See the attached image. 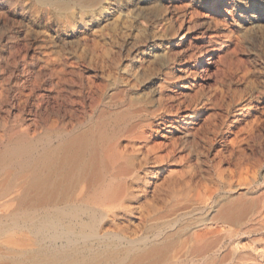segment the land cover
I'll return each mask as SVG.
<instances>
[{"label":"rangeland","instance_id":"rangeland-1","mask_svg":"<svg viewBox=\"0 0 264 264\" xmlns=\"http://www.w3.org/2000/svg\"><path fill=\"white\" fill-rule=\"evenodd\" d=\"M243 2L244 4L236 5L235 7H233L232 5H225L224 0H185V3H183L184 6L183 4L180 5L178 10H176L174 13L175 16H177L176 18L178 20L174 19L172 21L168 13L162 12L159 15V18L156 23L153 25L146 24L144 21L141 20H133L132 24L130 18H127L126 14L122 13L123 16L121 17H117L118 14L116 18L112 17V21L110 18H105L103 20L99 19L97 23L100 26L96 24V22L95 24L93 22H90V28L89 30L87 29V31L85 30L86 28H84V23L85 21L88 22V18L85 19V21H82V15L79 9L75 7V9L73 8L62 18L66 26L64 28V31L66 32L63 31V36L61 35V37L55 34V31L59 27L58 20L55 18V15L51 13H47L45 15L42 11L39 12L40 9H37L36 7L31 5L29 0L22 2L23 4L21 2L17 3L10 1V3H12L11 6H9L11 8V11L15 12L16 16H21L25 20L20 19V17H17L20 21L13 22L11 17H7L3 14H0V22H2L0 23V86L3 89V92L5 91V93L7 94L1 96V107L2 105L3 108L6 107L7 100L10 98L11 95H15L14 91L12 90H15L16 86L19 89H22V83H20L22 77H18V84L14 83L17 82L16 80H14L13 82V79H7L9 76L8 71L12 70L14 66L11 65V62L7 63L5 60L1 59L5 57H16L21 59L32 58L33 56H31V51L26 53L27 48L30 49V45L32 49L36 47L38 48L40 46V48L44 51L48 47L46 53L47 58L49 60L48 63L50 62L49 68H54L57 73L60 72L59 76L62 73V77L60 76V78L62 79L61 86L64 90L62 102L66 103V105L65 103H63V106H60L58 108V106H56L54 103H50L52 102L50 101L49 105L45 106L46 111H43V109L39 110V108L36 107V105L40 102V95H38L37 97L38 93L34 96L35 98L31 97L32 99L30 98L29 101H26V98L21 97L19 100L20 103L18 102L16 104V120L12 119L9 122L11 126H20V124L26 121V119H28L30 115H32V118H34V120L36 119L35 121L38 124H40V120L42 118H46V121L49 125L58 121H63L66 124H73L76 121H84L85 123V120L86 122H89V118L93 115L98 116V114L101 112H107V114H109L112 109L121 106V99L122 104L127 102L135 103V109L139 111L140 116L134 117L132 119H126L127 121H121L119 124L111 123L110 125H108L107 133L110 135L112 133V135H109L108 139L106 140L107 143L105 142V146L103 145V150L106 148L104 150L106 152L109 147H113L115 144V146L113 147V154L114 156H118H116L118 166H120L121 164H125L128 165V169L134 168V170H130L134 171L135 178L138 179L136 180L137 182L132 183H130L129 179L125 180L126 185L130 186L129 190L134 197V199L132 200L129 199L125 201V205L131 208L133 215H135L136 217L133 216L134 218L132 219L121 218L122 221H119L121 225L126 226L130 223L132 225L130 228L131 230L138 229L140 230V233H142L144 232V230H146L145 228L149 227L150 225H159L161 221L156 220L158 219V217L162 218L166 216L165 220L167 218L173 219L172 216L173 214H175V212L180 213L185 209H188V212L192 213L189 214L187 212V217L182 220L183 223L181 224L182 221L178 223L179 226H183V228L178 232L176 236L173 237V242L175 243V245L171 251L170 264H192L193 261V263L195 264H264V256H258V259L256 258L257 262L255 263L253 258L254 254H252L253 251L251 250L252 248L243 247L249 244L247 243V241L252 240V242H256V239L258 240L259 235L264 234V232L262 231L263 228L258 227L254 224L253 219L255 217H252V220L246 223L244 222V224L243 222L241 224L237 223L238 225H227L226 223H222L221 221H217L218 223L211 222L205 224H203L202 222H194L196 218L199 220H203L205 218L204 221L210 219L214 214L213 211L215 210V207L218 204L225 203L230 198V196L238 197V195L242 194L244 190H242L243 187L241 186V179L242 175L245 172V166H247V172L250 178L256 176L255 182L252 183V185L254 186H251L249 188L250 192L248 196L253 198L254 196L256 197L259 193L264 194V0H243ZM109 4V0L105 1V12H103L104 15L108 14V12H111L112 10V7ZM254 6H257V21L255 22V24L250 21V16H247L250 15L248 11L249 7L251 8ZM183 14L186 15L187 23L184 28L179 30V19L180 16ZM107 20H110V22H108ZM75 24H77L78 26ZM198 27H200V30L197 29ZM12 28H19L20 30H22L24 38L22 37V34L18 35L17 37L12 36ZM85 32H87L89 35L92 33L91 36L95 41L94 43L90 42V44L89 41L84 42V40H82V38L85 37L83 36ZM126 32L128 33L126 34ZM229 32L231 36L230 45L229 47H227L225 37L227 34H229ZM47 33H50L51 35ZM67 34H69L71 37H68ZM173 37H176V39H174ZM213 39H216L217 42H219V45L215 47L219 49L221 59H224V64L221 63L218 65L219 72H216L213 67L205 75L204 73H200L201 65L198 62L197 57H199L201 53H204L205 50L210 51L213 48ZM53 41H55L56 44ZM36 42L37 44H35ZM76 42L78 43V45ZM94 45L96 47H94ZM26 46L28 47L25 48ZM63 46H65V48ZM78 48L83 51L79 50ZM135 48L139 51V56L137 55L139 61L141 59H146V56H150L152 54L151 61H153L154 64L152 66L153 68L150 67L147 73L149 80L153 78L154 75V77H161L162 74H165L166 72L171 73V71V74L175 77V70H177L178 67L185 61H188L190 64H192L194 71H197L196 78H194L192 81L181 80L177 84L178 80L169 76L170 80L169 83L165 85L167 87L165 88V90L168 89L167 92H173L171 96L174 99L172 101L169 100V102L166 101L165 98L156 97L154 93H152V90L150 89L151 87L149 85H139L137 87L136 92L132 88V83L130 82L131 78L127 75L128 72L131 71V55ZM66 49L69 51H67ZM168 49L175 50L176 52L170 53L168 52ZM73 50H75V52ZM76 52L78 54H76ZM80 52H82V54L84 55L82 56ZM165 53L167 54L165 55ZM88 54H90L91 56ZM93 54H95V56ZM192 55H195L196 58ZM82 58L84 59L82 60ZM92 59L95 60L92 61ZM87 63H89V65ZM84 66L90 67L84 69ZM124 68L127 69L125 70ZM159 68L161 70H159ZM87 70L89 71L88 75L90 74L89 81H91L92 83L95 82L94 84H92L91 82L88 83L86 79L87 76H85L86 74H84L83 72ZM150 72L152 74H150ZM1 74L5 75V78L1 76ZM113 77L116 79H113ZM90 78L92 79L90 80ZM45 80H47L46 76L45 79L43 77L33 81L36 85H40L45 84ZM69 80H71V82ZM78 83L80 84L78 85ZM181 84L183 86L186 85V88L178 89V86ZM128 89H130L131 91ZM77 90L79 92H77ZM86 91L89 92V97L85 98L84 95ZM24 92V96L29 95L28 91L24 90ZM174 93L177 94L176 97L175 95H173ZM99 94H102V96H100ZM31 95L33 96V94ZM7 96L9 97L8 99ZM80 97L82 100L80 99ZM118 98L121 99L119 100ZM93 99L97 100L95 104H93ZM166 103L168 105H166ZM178 103L183 104H180V106L178 105ZM202 103H205V106H203ZM246 103L247 105L244 106V111L242 112V115L238 117V109L240 110L241 108L240 105L243 106ZM64 105L66 106V108L64 107ZM107 105L108 107H106ZM170 107H174L172 108L173 110L180 108V111L187 110L191 114L193 113V121L189 127L193 135L190 133V135H185V137L181 134V128L185 127V125L182 123L179 124L178 131H171L172 129H169L171 132L168 133V135L167 132L164 130V133H161L162 127L160 125L156 126L157 121L162 117V115L163 117L168 116V112H171L169 110ZM61 108L64 110H62ZM68 110L70 111V113H68ZM81 110L84 112H82ZM69 114L71 115V117ZM148 121H151V123ZM141 123H145L143 124L144 127L141 126ZM116 125L118 127H121L118 128ZM130 130H133L132 133L130 132ZM142 132L143 135L141 138L140 133ZM127 133H129L130 135ZM123 135L126 136L124 137ZM124 141L125 143H122ZM127 141L129 142L127 143ZM116 148H118L117 151ZM183 189H185V191ZM229 191H231L232 193H230ZM251 193L253 194V196ZM188 196L190 197L189 199L186 198ZM202 198L204 201L202 200ZM223 199H225V201ZM168 200H170L171 202ZM131 202L134 204H132ZM167 205H169V207ZM177 205L180 206L178 207ZM191 208L194 209L192 210ZM151 221L152 223H150ZM205 229L206 231L211 229L212 233L203 232L205 236L202 239L204 241L202 240L199 243L188 241V244L184 243L185 241H187V239L190 237L189 235H191L194 230V232H196L205 231ZM243 230L245 232H243ZM220 232L222 233L219 235ZM230 237H232L233 242L230 241ZM195 247L201 249V256L197 258L191 252V250ZM259 247L261 248L262 245H260ZM259 249L256 252L261 255V251H259ZM185 252L187 254H185ZM248 252L249 255H247ZM186 257H188V259Z\"/></svg>","mask_w":264,"mask_h":264},{"label":"bare ground","instance_id":"bare-ground-1","mask_svg":"<svg viewBox=\"0 0 264 264\" xmlns=\"http://www.w3.org/2000/svg\"><path fill=\"white\" fill-rule=\"evenodd\" d=\"M10 1L22 3V2L27 1V0H0V14L1 15L3 14L4 16H7V17L8 16L11 17L13 22L14 21L19 22L20 20L17 17H20V19H24V18H22L21 16H16L15 12L11 11V8L9 6H11L12 3H10ZM29 1H30L31 5H33L37 9H40L39 12L42 11L43 14H45V15L47 13H51V14L55 15V18L58 20V24H59V27L55 31V34L59 37H61V35L63 36L62 32L64 31V28L66 27L62 18L64 17V15L66 13L70 12L73 8L75 9V7L79 9V11L82 15V21H85V19L88 18V22L85 21V23H84V26H85L84 28H86L85 30L87 31V29L89 30V28H90L89 27L90 22H93L94 24L96 22V24H98L97 22L99 21V19L103 20L105 18H107V19L110 18L112 21L113 20L112 17L116 18L117 14H118L117 17H119V16L121 17V16H123L122 13L123 14L125 13L127 18H130V20L132 21V24H133V20H141V21H144L146 24L153 25L156 23V21L159 18V15L162 12L168 13V15L170 16L172 21L174 19L178 20L176 18L177 16H175L174 13L176 10H178L180 5L185 3V0H109V3H110L109 5L112 7V10H111V12H108V14L104 15L103 14V12H105L104 11L105 10L104 3H105V1H108V0H29ZM224 4L228 5V6L232 5L233 7H235L236 5L244 4V2H243V0H224ZM183 6H184V4H183ZM256 7L255 6L251 7V8L249 7L248 11H249L250 15H247V16H250V19H251L250 21H252V23H254V24L257 21L256 20L257 19ZM190 8H192V7H190ZM227 10H229V9H227ZM187 11H188V9H187ZM16 13H18V12H16ZM75 13H78V12H75ZM126 16H124V17H126ZM67 19H69V18H67ZM65 20H66V18H65ZM179 20H180V22H179L180 24L178 26V29L180 30V29L184 28V26L187 23L186 15L185 14L181 15ZM108 22H110V20ZM0 23H2V22H0ZM55 23H56V21H55ZM75 25H77V24H75ZM94 26H96V25H94ZM4 27H6V26H4ZM25 27H27V26H25ZM174 27H175V25H174ZM189 27H190V25H189ZM19 28H12L11 34L14 37L15 36L17 37L18 35L22 34V37L24 38V35L22 33L23 31L20 30ZM176 28H177V26H176ZM2 29H3V27H2ZM45 29H46V27H45ZM102 29H103V27H102ZM197 29L200 30V27H198ZM92 30H93V28H92ZM42 32H44V31H42ZM64 32H66V31H64ZM33 33H34V31H33ZM127 33L128 32H126V34ZM172 33H174V32H172ZM47 34L51 35L50 33H47ZM91 34L89 35L87 32H85L83 35L85 37L82 38V40H84V42L89 41V43L90 42L94 43L95 41L93 40ZM34 35H35V33H34ZM67 35H68V37H71L69 34H67ZM2 36H3V33H2ZM26 36H27V34H26ZM217 37H219V36H217ZM230 37L231 36H230V32H229V34H227L225 37L227 47H229V45H230ZM50 38H53V37H50ZM174 39H176V37ZM31 40H29V41H31ZM54 40H55V38H54ZM12 41H13V39H12ZM24 41H27V40H24ZM46 41H47V39H46ZM106 41H107V39H106ZM53 42H55V41H53ZM218 43L219 42H217V40L215 39L213 41V48L211 50L209 49L210 51L205 50V52L201 53L200 56L198 55L199 57H197V60L201 65V72L200 73H202V74L204 73L206 75L210 71V69L213 67H214L216 72H219L218 65L221 63L224 64V59H221L219 49L217 47H215V46L219 45ZM35 44H37V42ZM55 44H56V42H55ZM77 45H78V43H77ZM86 45H87V43H86ZM3 47H4V45H3ZM27 47L28 46H26L25 48H27ZM57 47H59V46H57ZM63 47L65 48V46H63ZM63 47H62V49H63ZM86 47H88V46H86ZM94 47H96V46L94 45ZM130 47H132V46H130ZM190 47H192V46H190ZM47 48H46V50H47ZM78 49L81 50L80 48H78ZM86 49H85V51H86ZM46 50L44 51L43 49L40 48V46L38 48L36 47V48L32 49L31 45H30V49L27 48L26 53L31 51L32 52L31 56H33L32 58H27V59L22 58L21 59V58H16V57H11V58L10 57H5V58L2 57L3 59H1V60H5L7 63L11 62L12 63L11 65L14 66L12 70L8 71L9 76L7 79H9V80L13 79V82H14V80L19 81L18 77H20V76L22 77V79L20 81V83H22V89H19L16 86L15 87L16 89L12 90V91H14L15 95H11L10 98L7 96V99L8 98L9 99L7 100L6 107L3 108V105L1 107V104H2V100H1L2 97L1 96H3L6 93H5V91L3 92V89L0 86V264H170L171 251L175 245V243L173 242V237L176 236L178 234V232L183 228V226H179L178 223L187 217V214L189 213L188 209H185L183 211L181 210L182 212H180V213L175 212V214H173V216H172L173 219L167 218L168 220L167 219L165 220L166 216L162 217V218L158 217V219H156V220L161 221V223L159 225H156V226L150 225L149 227L145 228L146 230H144V232L141 231L142 233H140V230H138V229L137 230H131L130 228L132 225L130 223L127 224L126 226L121 225L119 222L121 220V218L132 219V218L136 217L135 215H133L131 208H129L128 206L125 205V201H127L129 199H131V200L134 199L133 195L131 194V192L129 190L130 186L126 185L125 180L129 179L130 183H132V182H137L136 180H138V179L135 178L134 171L130 170L132 168H130V169L127 168L128 165L121 164L120 166H118V164H117L118 161L116 159L117 153L115 154L116 156H114V154H113V147L115 146V144L113 147L112 146L109 147L106 152L104 151L106 148L103 150V148L105 146L104 144H105V142L107 143L106 140L108 139V137L110 135L107 133L108 125H110L111 123L119 124L121 121H124L126 119H130V118L132 119L134 117L140 116L139 111L135 109V107H136V106H134L135 103L127 102V103L122 104V101H121L122 99L120 98L121 99L120 100L118 98L120 100L121 106L112 109V111L110 113L108 112L109 114H107V112H101L98 114V116L93 115L89 118V122H86V120H85V123H84V121L83 122L76 121L73 124H70V123L66 124L63 121H58V122H55V123L49 125L46 121V118H42L40 120V124H38L35 121L36 119L34 120V118H32V115H30L28 119H26L24 117L26 119V121L22 122L20 124V126H15V125L11 126V124H9L10 120H12V119L16 120V117H17L15 114L16 104L19 102L21 97H24V98H26V101L27 100L29 101V99L31 97H34L38 93L37 97H38V95H40L39 96L40 102H39V104L36 105V107H38L39 110L43 109V111H46L45 106H48L50 101H52L50 103H54L56 106H58V108L60 106H63L62 104L65 103V102H62L63 91H64L62 89V86H61L62 85L61 84L62 79L60 78L62 73L59 76L60 72L57 73L54 70V68H49L50 62L48 63L49 60L47 58ZM67 51H69V50H67ZM73 51L75 52V50H73ZM81 51H83V50H81ZM53 52H54V50H53ZM77 52H76V54H78ZM168 52L173 53L176 51L168 49ZM2 53H4V52H2ZM80 53L82 54V52H80ZM86 53H88V52H86ZM138 53H139L138 49L135 48L132 52V55H131L132 56L131 64L129 63L131 66L130 67L131 71L128 72V74H127L131 78L130 82L132 83V88L136 92H137V87L139 85H142V86H145V85L148 86L149 85L151 87L150 89L152 90V93H154V95L156 97L165 98V100L169 102V100H171V101L174 100L173 97L171 96V94L173 92L172 93H171V91L167 92L168 89L165 90V88H167L165 85L167 83H169L170 77L171 78L173 77L174 79L178 80L177 84L181 80L182 81H185V80L192 81L194 78H196L197 71H194L192 64H190L188 61H185L184 63H182L178 67L177 70H175L176 71V73H174L175 77H174V75L171 74L172 73V71H171V73L166 72L165 74H162L161 77H154L155 76L154 75L153 78H151L149 80L147 73H148L149 68L152 67L154 64V62L151 61V55L152 54L150 56L149 55L146 56L145 57L146 59H141L139 61L137 58ZM166 54L167 53H165V55ZM73 55H75V54H73ZM83 55L84 54H82V56ZM88 55H90V54H88ZM93 55L95 56V54H93ZM93 55H92V57H93ZM192 56L196 58L195 55H192ZM63 57H65V56H63ZM86 57H88V56H86ZM75 59H76V57H75ZM83 59L84 58H82V60ZM82 60H80V61H82ZM93 60H95V59H92V61ZM76 62H78V61H76ZM86 62H87V60H86ZM181 62H183V61H181ZM87 64L89 65V63H87ZM88 67H90V66H84V69H87ZM84 69H82V70H84ZM124 69L126 70L127 68H124ZM159 70H161V69L159 68ZM65 71H67V70H65ZM72 71H73V69H72ZM83 72H84V74H86L85 76H87L86 79H87L88 83H90L91 82V81H89V75L90 74L88 75L89 71L87 70V71H83ZM163 72H165V71H163ZM95 73H97V72H95ZM150 74H152V73L150 72ZM1 76L4 77L5 75L1 74ZM45 76L47 78V80H45V84L36 85L35 82L33 81V80H36L38 78L40 79L43 77L45 79ZM85 76H84V78H85ZM116 77H117V75H116ZM91 79L92 78H90V80ZM113 79H116V78L113 77ZM18 81L14 82V83L18 84ZM69 81L71 82V80H69ZM5 82H7V81H5ZM38 82H40V81H38ZM81 82H82V80H81ZM94 83H92V84H94ZM8 84H10V83H8ZM64 84H63V86H64ZM79 84L80 83H78V85ZM47 85H49V86H47ZM85 85H87V84H85ZM181 85L178 86L179 87L178 89H185L186 88L185 87L186 85L185 86H183V85L181 86ZM24 90L29 92L28 96H24V94H25ZM78 90H77V92L80 91V90L79 91ZM128 90H130V89H128ZM30 93L33 94V96ZM96 94H97V92H96ZM88 95H89V92L86 91L84 97L85 98L89 97ZM173 95H175V97L177 96L176 93H174ZM100 96H102V94ZM91 97H92V94H91ZM80 99H81V97H80ZM119 100H118V102H119ZM202 100H200V101H202ZM108 101H111V100H108ZM96 102H97V100L93 99V104H95ZM173 102H172V104H173ZM28 103H30V102H28ZM158 104H160V103H158ZM180 104H183V103H178V105H180ZM65 105H66V103H65ZM65 105H64V107L66 108ZM75 105H76V101H75ZM166 105H168V104L166 103ZM202 105L205 106V103H202ZM246 105H247V103L244 104L243 106L240 105L241 108H240V110L238 109V111H239V114L237 115L238 117H240L242 115V112L244 111V106H246ZM51 106H52V104H51ZM97 106H98V104H97ZM23 107H26V106H23ZM106 107H108V105ZM172 108H174V107H170L169 110L171 112H168L169 113V114H167L168 116L163 117V115H162V117L157 121L156 126L160 125L162 127L161 133H164V131H166L167 135H168V133H170L171 131H178L179 130V124L182 123L185 125V127L181 128V134L183 136L190 135L191 129L189 127L193 121V116H192L193 113L191 114L187 110L180 111V108H177L175 110H173ZM62 110H64V109H62ZM31 111H28V112H31ZM82 112H84V111H82ZM68 113H70V111ZM69 115H68V117H69ZM70 117H71V115H70ZM50 118H49V120H50ZM150 118H152V117H150ZM20 122H21V120H20ZM148 122L151 123V121H148ZM143 124H145V123H141L142 127H144ZM120 127H118V128H120ZM110 128H113V127H110ZM169 129H172V130L170 131ZM120 131H122V130H120ZM132 131L133 130H130L131 133H132ZM119 133H121V132H119ZM156 133H157V131H156ZM127 134H129V133H127ZM111 135H112V133H111ZM142 135H143V132L140 133L141 138H142ZM148 136H150V135H148ZM112 137H114V136H112ZM182 139H183V137H182ZM128 142L129 141H127V143ZM182 142H184V141H182ZM122 143H125V141ZM108 145H107V147H108ZM127 148H129V147H127ZM117 149L118 148H116V151H117ZM119 155H121V154H119ZM121 162H122V160H121ZM243 165H241V166H243ZM132 170H134V168ZM240 170H241V168H240ZM244 170H245V172L242 175V179H241V186L243 187L242 190H244L242 192V194L238 195V197L230 196V198L225 203L218 204L215 207V210L213 211L214 214L212 215V217L210 219L204 221L205 218L203 220H199L196 218L195 221L193 220L195 223L202 222L203 224H205V223H211V222L215 223L217 221H221L222 223L224 222L227 225H234L237 223L241 224L242 222L244 224V222L246 223V222L252 220V217H255L253 219L254 224L258 227L263 228V230L262 229L261 230L264 232V194L259 193L256 197L254 196L255 198L254 197L251 198L250 196H248L249 192H250L249 188L251 186H254V185H252V183L255 182L256 176L250 178V176L248 175V172H247V166H245ZM262 189H263V187H262ZM183 190L185 191V189H183ZM150 192H151V190H150ZM229 192L232 193L231 191H229ZM189 193H190V190H189ZM227 195H228V193H227ZM183 196H184V194H183ZM189 196H190V194H189ZM189 196L186 198L189 199L190 198ZM252 196H253V194H252ZM191 198H193V197H191ZM202 200H203V198H202ZM223 200L225 201V199H223ZM168 201H170V200H168ZM172 201H174V200H172ZM187 202H189V201H187ZM132 204H134V203H132ZM136 206H137V204H136ZM167 206L169 207V205H167ZM177 206L179 207L180 205H177ZM194 208H191V209L193 210ZM171 211H173V210H171ZM198 217H199V215H198ZM150 223H152V221ZM182 223H183V221L181 222V224ZM192 224H193V222H192ZM186 227H187V225H186ZM133 228H134V225H133ZM244 228H246V227H244ZM206 229H205V231H196V232H194L195 231L194 230L192 232V234L189 235L190 237L187 239V241H185L184 243L186 244L188 241L194 242V243L201 242L203 240L202 238H204V236H205L203 234V232L204 233L205 232L212 233L211 229H210L211 231L210 230L206 231ZM243 232H245V231L243 230ZM221 233L222 232H220L219 235ZM249 234H251V233H249ZM206 237H208V236H206ZM257 237H258V235H257ZM230 241H232V237H230ZM235 242H237V241H235ZM247 243H249V244L247 246H243V247L252 248L251 249L253 251L252 254H254L253 258H254V261L256 263L258 256H260V257L264 256V234L259 235L258 240L256 239V242H254V241L252 242V240H250V241H247ZM232 245H233V243H232ZM260 245H262L261 248L259 247ZM195 246H197V245H195ZM204 247H205V245H204ZM236 247H237V245H236ZM185 248H186V246H185ZM258 249H259V251H261V255H259L258 252H256ZM191 252L194 256H196V258L201 256L200 255L201 249H199L197 247L192 249ZM229 252H230V250H229ZM185 254H187V253L185 252ZM190 255H191V253H190ZM247 255H249V252ZM186 258L188 259V257H186ZM214 261H215V259H214ZM244 261H245V259H244ZM193 262H192V264H195ZM252 262H253V259H252ZM175 263H176V261H175ZM199 263H200V261H199Z\"/></svg>","mask_w":264,"mask_h":264}]
</instances>
